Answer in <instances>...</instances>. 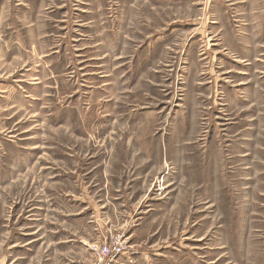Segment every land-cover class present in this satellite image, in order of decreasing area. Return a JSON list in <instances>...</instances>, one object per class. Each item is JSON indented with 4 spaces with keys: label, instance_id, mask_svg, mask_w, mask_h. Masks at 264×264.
<instances>
[{
    "label": "rangeland",
    "instance_id": "374dc122",
    "mask_svg": "<svg viewBox=\"0 0 264 264\" xmlns=\"http://www.w3.org/2000/svg\"><path fill=\"white\" fill-rule=\"evenodd\" d=\"M0 264H264V0H0Z\"/></svg>",
    "mask_w": 264,
    "mask_h": 264
},
{
    "label": "built area",
    "instance_id": "2783aa9c",
    "mask_svg": "<svg viewBox=\"0 0 264 264\" xmlns=\"http://www.w3.org/2000/svg\"><path fill=\"white\" fill-rule=\"evenodd\" d=\"M102 253H104L105 255H107V254H109V253H111V252H110V249H109V248H107V247H103V248H102Z\"/></svg>",
    "mask_w": 264,
    "mask_h": 264
}]
</instances>
